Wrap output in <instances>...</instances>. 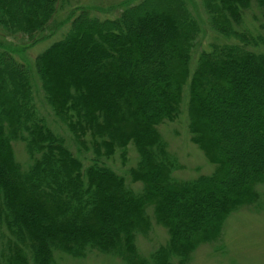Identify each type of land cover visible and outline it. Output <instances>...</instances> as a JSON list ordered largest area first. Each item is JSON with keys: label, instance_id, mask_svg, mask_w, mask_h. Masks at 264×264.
Instances as JSON below:
<instances>
[{"label": "trees", "instance_id": "trees-1", "mask_svg": "<svg viewBox=\"0 0 264 264\" xmlns=\"http://www.w3.org/2000/svg\"><path fill=\"white\" fill-rule=\"evenodd\" d=\"M61 1L0 0V27L37 41ZM199 2L215 40L198 54L201 24L187 0H136L111 18L73 14L33 61L50 114L28 64L0 46V264L92 251L124 264H190L232 214L261 210L264 52L254 48L264 46V0ZM182 117L210 174L176 176L184 165L160 126ZM129 148L137 159L127 170L103 161L118 155L122 168ZM152 220L166 238L143 254L136 239Z\"/></svg>", "mask_w": 264, "mask_h": 264}, {"label": "rangeland", "instance_id": "rangeland-1", "mask_svg": "<svg viewBox=\"0 0 264 264\" xmlns=\"http://www.w3.org/2000/svg\"><path fill=\"white\" fill-rule=\"evenodd\" d=\"M135 1L63 0L59 4L51 24L38 35L37 41L29 40L22 34L10 35L0 27V46L14 52L16 56L25 60L29 66L31 82L36 89V99L43 114H50L51 112L38 88L37 75L33 65L35 56L53 41L62 37L67 26H69L71 17L73 14H78L80 10L87 9L93 15L111 18L119 13L123 5L131 4ZM187 2L201 24L202 33L194 50L195 54H198L211 42H214L215 39L207 24L206 16L200 8L199 0H187ZM247 16L250 27L253 25L257 26L258 22L253 16H259L258 10L255 8L252 10L251 8ZM260 32L264 35V30ZM254 50L264 52V46H259L254 48ZM195 59L196 57L192 58V65H195ZM253 95L256 96L258 94L253 93ZM160 132L164 136L170 150L178 155L180 162L184 165V169L176 174L177 177L194 178L200 174H210L213 171L215 166L207 162L203 153L196 146L191 145L184 117L181 118L179 123L161 125ZM13 151L16 160L21 163L27 161L26 153L21 143H13ZM114 157V161L111 159L112 162L105 159L103 161L107 164L108 162L111 163L115 169L126 170L133 166L137 159L136 153L131 148L128 149V159L122 168L118 160L120 157L118 155ZM133 187L137 191L140 185L134 184ZM261 202L263 205L259 208L261 209L259 211H252L248 207H244L232 214L224 225L223 238L214 245L204 244L198 247L192 255L190 264H264V201L262 198ZM165 238V231L154 224L152 220L148 236H138L136 243L141 253L148 254L154 245L164 242ZM215 245H219L218 247L220 248H215ZM61 256V258L58 257L57 264H124L117 257L100 254L97 251H92L81 259L70 258L65 255Z\"/></svg>", "mask_w": 264, "mask_h": 264}]
</instances>
